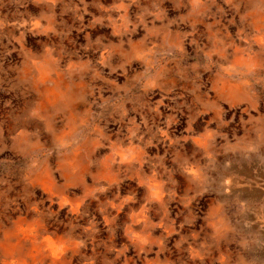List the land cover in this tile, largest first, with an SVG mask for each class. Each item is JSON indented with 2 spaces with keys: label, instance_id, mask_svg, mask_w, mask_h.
Wrapping results in <instances>:
<instances>
[{
  "label": "rangeland",
  "instance_id": "rangeland-1",
  "mask_svg": "<svg viewBox=\"0 0 264 264\" xmlns=\"http://www.w3.org/2000/svg\"><path fill=\"white\" fill-rule=\"evenodd\" d=\"M0 264H264V0H0Z\"/></svg>",
  "mask_w": 264,
  "mask_h": 264
}]
</instances>
